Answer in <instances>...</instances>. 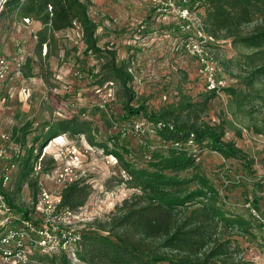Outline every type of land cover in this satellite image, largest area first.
Returning <instances> with one entry per match:
<instances>
[{"label":"rangeland","instance_id":"obj_1","mask_svg":"<svg viewBox=\"0 0 264 264\" xmlns=\"http://www.w3.org/2000/svg\"><path fill=\"white\" fill-rule=\"evenodd\" d=\"M88 1L90 17L98 23L99 45L114 49L117 61L133 75L132 103L142 108L137 115L124 112L116 81L108 86L94 83L90 68L97 71L101 59L84 50L75 21L55 31L54 41L42 43L39 49L40 22L0 17V57L8 65L6 77L0 80V129L9 131L31 121L29 145L45 121L79 115L91 122L92 141L85 134L63 133L58 142L45 144L51 155L75 148L78 160L67 158V162L75 169V180L90 185L76 227L84 230L95 220H105L116 205L138 193L127 184L131 179L127 163L156 174L162 180L154 185L156 191L169 189L162 183L171 178L187 179L177 192L201 188L212 203L247 213L253 207L264 223V75L255 80L249 75L264 61V48L239 42L252 24L239 31L211 30L197 13L184 17L161 8L157 2L162 0ZM28 59L32 71L26 76L23 65ZM228 87L236 92L231 99ZM157 112L165 118L154 120ZM181 127L192 131L217 127L228 153L189 140L185 148L196 154L198 166L163 165L172 143L162 132ZM42 180L51 192L58 190L51 177ZM149 193L137 195L147 200ZM23 197L27 199L25 192ZM236 239L245 261L264 264V242L241 235Z\"/></svg>","mask_w":264,"mask_h":264},{"label":"trees","instance_id":"obj_2","mask_svg":"<svg viewBox=\"0 0 264 264\" xmlns=\"http://www.w3.org/2000/svg\"><path fill=\"white\" fill-rule=\"evenodd\" d=\"M89 4L88 0H5L0 17L22 21L29 18L40 22L42 27L37 32L39 49L42 43L54 41L55 31L68 28L75 21L82 32L84 50L101 59L97 71L94 72V67L90 68L94 83L101 85L116 81V96L124 112L128 116L137 115L142 108L132 103L136 98L132 88L133 75L127 66L117 61L114 49L99 45L98 23L90 17ZM183 4L197 13L211 30L239 31L252 24L239 42L256 49L264 48V0H186ZM23 66V74L29 76L31 60L28 59ZM251 70L249 75L254 80L264 75V61ZM254 80L251 81L252 87ZM226 90L231 93L230 99L236 94L230 87ZM240 100L238 103L242 104ZM152 118L159 121L165 116L159 117L157 112ZM31 123L26 121L21 126H13L11 130L14 141L23 152L15 158L16 171L10 185L4 190L10 209L23 216L28 215L36 200L40 176L51 172L57 165L53 155L45 153L40 174H32V166L42 147L51 138L63 133L71 137L85 134L89 141L94 139L91 122L73 115L41 123V129L32 138V143L27 145L26 136ZM221 132L217 127L195 131L181 127L162 132L172 143L168 156L162 161L163 165L198 166L196 154L185 148L189 140L226 155L228 150L224 147ZM237 132L242 134L241 129ZM178 144L181 146L178 147ZM113 153L118 156L116 151ZM155 166L161 165L155 163ZM126 168L131 175L127 184L136 188L138 193L133 192L116 205V211L105 220H95L91 227L80 230L76 251L79 264H252L240 256L242 249L236 239L241 235L264 242V226L251 213L230 205H220L219 202L212 203L206 199L201 188L177 192V186H183L187 179L171 178L167 183H162L169 189L156 191L154 185L158 186L157 181H162L156 174L136 170L134 165L128 163ZM134 170L138 173L135 174ZM199 175L197 172L194 177L198 178ZM189 182H194V179ZM90 190V185L81 181L66 184L61 190L59 210L79 211L86 204ZM146 190H151V193L150 198L144 200L141 196ZM23 192L27 194V199H24ZM29 261L30 264H71L63 252L44 254L38 250L29 255Z\"/></svg>","mask_w":264,"mask_h":264},{"label":"built area","instance_id":"obj_3","mask_svg":"<svg viewBox=\"0 0 264 264\" xmlns=\"http://www.w3.org/2000/svg\"><path fill=\"white\" fill-rule=\"evenodd\" d=\"M185 1L162 0L157 4L161 8H169L180 13L181 16L188 17L193 11L184 6ZM4 2L5 0H0V10ZM24 21L29 22L30 19L24 18ZM7 66L6 60L0 57V80L6 77ZM209 73L211 74L210 71ZM108 82L113 84L112 81ZM107 83L106 86H108ZM213 87L215 86L212 85L211 88ZM58 137L62 139L60 135L53 137L49 141L50 144L58 142L59 140H56ZM46 146L42 147L39 157L32 166L34 176L39 175L42 170L41 161L46 153ZM22 152L20 145L14 141L12 131L0 129V264H30L29 255L35 250L44 254L63 252L71 264H79L76 251L81 227H76L75 223L82 216L83 207L77 212L58 208L63 186L76 178L73 165L67 162V158H72L73 162L78 160L76 149L67 147L61 153L53 154L57 165L51 172L40 176L39 191L27 216L14 213L4 195V190L10 185L17 168L15 158L20 157ZM59 158L64 159V163L59 164ZM106 158L107 161L112 160V157ZM43 176L51 177L54 184L58 186V190L51 192L43 183ZM249 211L264 226L257 211L253 207H249Z\"/></svg>","mask_w":264,"mask_h":264},{"label":"bare ground","instance_id":"obj_4","mask_svg":"<svg viewBox=\"0 0 264 264\" xmlns=\"http://www.w3.org/2000/svg\"><path fill=\"white\" fill-rule=\"evenodd\" d=\"M111 84H112L111 82H108V83H107V85H111ZM60 139H61V137H58L56 140H60ZM56 140H55V141H56Z\"/></svg>","mask_w":264,"mask_h":264}]
</instances>
